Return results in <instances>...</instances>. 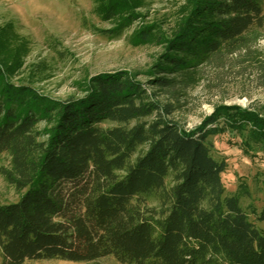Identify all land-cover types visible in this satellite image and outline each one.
Masks as SVG:
<instances>
[{
  "label": "trees",
  "instance_id": "obj_1",
  "mask_svg": "<svg viewBox=\"0 0 264 264\" xmlns=\"http://www.w3.org/2000/svg\"><path fill=\"white\" fill-rule=\"evenodd\" d=\"M95 0L100 17L120 15L117 36L138 21L135 42L160 52L147 83L178 100L204 66L250 53L264 38L261 0H182L167 34L141 23L132 7ZM56 99L9 82L0 69V175L19 194L0 203L1 264L60 259L100 264H264V208L243 203L248 186L226 190L227 162L212 135L242 152L264 149V118L215 106L194 128L170 117L147 86L125 70L78 82Z\"/></svg>",
  "mask_w": 264,
  "mask_h": 264
},
{
  "label": "rangeland",
  "instance_id": "obj_2",
  "mask_svg": "<svg viewBox=\"0 0 264 264\" xmlns=\"http://www.w3.org/2000/svg\"><path fill=\"white\" fill-rule=\"evenodd\" d=\"M182 0H117L119 6H133L141 23H156L163 34L172 27V18ZM264 9V0H261ZM95 0H0V69L9 82L28 86L56 99L80 94L78 82L101 71L125 70L143 82L148 92L158 87L147 83L148 70L160 52L152 43L135 42L132 35L138 21L117 36L106 30L115 27L120 15L100 17ZM156 92V91H155ZM159 90L154 98L171 104L170 117L184 128L197 126L215 106H232L264 118V38L244 55L237 53L217 64L204 66V78L186 86L175 96ZM239 134L212 135V155L227 162L222 174L227 191L238 184L248 186L250 196L243 203L264 208V149L251 145L242 152L227 138ZM9 166V157L0 153V167ZM17 191L0 175V203L15 201ZM264 227V222L257 223ZM100 264H122L113 256L98 258ZM1 264V259H0ZM23 264H87L60 259L26 260Z\"/></svg>",
  "mask_w": 264,
  "mask_h": 264
}]
</instances>
